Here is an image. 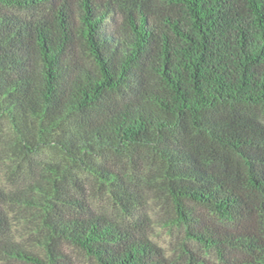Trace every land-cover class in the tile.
<instances>
[{
  "label": "trees",
  "instance_id": "obj_1",
  "mask_svg": "<svg viewBox=\"0 0 264 264\" xmlns=\"http://www.w3.org/2000/svg\"><path fill=\"white\" fill-rule=\"evenodd\" d=\"M67 245L264 264V0H0V264Z\"/></svg>",
  "mask_w": 264,
  "mask_h": 264
},
{
  "label": "rangeland",
  "instance_id": "obj_2",
  "mask_svg": "<svg viewBox=\"0 0 264 264\" xmlns=\"http://www.w3.org/2000/svg\"><path fill=\"white\" fill-rule=\"evenodd\" d=\"M97 201L98 202L96 208L99 211L104 210L114 215L118 212L116 208H113L111 205L106 203V201ZM156 207L157 205L154 202H148L146 205L147 212L153 218V220H151V222L149 221V223L147 224L149 236L158 244H160L169 255H173L175 250V233H172L171 230L163 226L161 220L158 219L159 217L156 213ZM10 213L12 215V223L14 227L13 232H15L14 234L16 236H21L22 234H25L26 232L24 230H21V215L17 213L16 210H10ZM65 250L76 264H94V262L90 258H88L83 252L78 251L77 249L72 248L69 245L65 247Z\"/></svg>",
  "mask_w": 264,
  "mask_h": 264
}]
</instances>
